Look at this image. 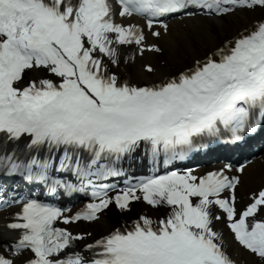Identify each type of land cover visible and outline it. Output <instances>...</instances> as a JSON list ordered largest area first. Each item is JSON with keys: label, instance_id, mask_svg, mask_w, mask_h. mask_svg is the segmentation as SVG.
Wrapping results in <instances>:
<instances>
[{"label": "snow or ice", "instance_id": "obj_1", "mask_svg": "<svg viewBox=\"0 0 264 264\" xmlns=\"http://www.w3.org/2000/svg\"><path fill=\"white\" fill-rule=\"evenodd\" d=\"M186 17L205 21L203 50L134 78ZM261 126L264 0H0V176L90 197L73 212L0 185V208L19 205L0 264H240L221 224L264 264V182L241 195L248 163L174 166ZM135 159L149 174H130ZM113 209L106 232L72 230Z\"/></svg>", "mask_w": 264, "mask_h": 264}, {"label": "bare ground", "instance_id": "obj_2", "mask_svg": "<svg viewBox=\"0 0 264 264\" xmlns=\"http://www.w3.org/2000/svg\"><path fill=\"white\" fill-rule=\"evenodd\" d=\"M205 21L202 19H185L174 20L171 22L172 31L171 34L163 38L160 43L165 48L164 54H147L142 60L138 58L137 62L130 65L128 71L134 78L146 79L141 73V64L144 61H150L158 68L159 75L162 72L172 71L176 67H179L182 63L190 61L191 57L197 55L199 51H202L200 46V36L197 31ZM186 36H190V40L186 39ZM162 60H167V64H162ZM245 187L241 189V195H244L245 189L255 188L261 182H264V153L258 156L251 166H248V171L244 177ZM110 220L108 218H102L99 222L94 223L95 229L91 232L93 237L98 236L107 230H109ZM5 220L4 214L0 215V239H7L12 234L7 232L4 228ZM218 227L224 232V237L229 245V252L236 258L240 264H246L247 259L244 254L238 249L234 243L231 235L228 233L224 225H218ZM250 264H257L254 259H251Z\"/></svg>", "mask_w": 264, "mask_h": 264}]
</instances>
